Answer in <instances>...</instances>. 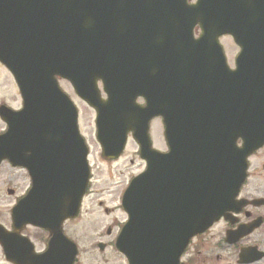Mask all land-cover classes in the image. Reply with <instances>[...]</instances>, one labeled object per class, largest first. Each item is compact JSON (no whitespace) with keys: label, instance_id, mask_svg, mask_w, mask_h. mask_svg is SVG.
Masks as SVG:
<instances>
[{"label":"water","instance_id":"1","mask_svg":"<svg viewBox=\"0 0 264 264\" xmlns=\"http://www.w3.org/2000/svg\"><path fill=\"white\" fill-rule=\"evenodd\" d=\"M226 34L241 47L235 70ZM0 61L23 97L21 110H0L9 124L0 143L11 141L7 154L33 178L14 231L0 225L8 260L72 264L78 253L63 223L80 212L89 148L58 77L96 111L103 157L118 158L131 133L147 162L122 198L129 219L117 247L130 264H180L193 236L240 206L248 157L264 143V0H0ZM156 116L170 152L152 147ZM202 130L208 147L196 141ZM27 224L50 232L43 255L22 236Z\"/></svg>","mask_w":264,"mask_h":264},{"label":"flooded vegetation","instance_id":"2","mask_svg":"<svg viewBox=\"0 0 264 264\" xmlns=\"http://www.w3.org/2000/svg\"><path fill=\"white\" fill-rule=\"evenodd\" d=\"M195 2L196 0H188L190 5ZM200 32V27L196 26L194 28L195 36L198 37ZM235 61L236 56L234 63L230 65L231 68L236 67ZM13 89L15 90L16 87L13 86ZM13 89L12 87L0 88V110L5 106L16 110L22 107L18 88L17 93L20 104L18 106L13 105ZM140 101L143 102L142 100ZM156 119L162 120L161 117ZM7 130L8 123L0 115V135ZM162 140L164 149H159L170 152L172 137L171 139L168 138L165 129H163ZM196 141L206 147L211 144L210 138L205 137L203 130L200 136H197ZM188 143L189 136L184 134L181 139V146L186 154ZM11 148V141L8 143L7 139L5 146L0 143V201L5 203L4 211L0 208V224L8 231L12 230V212L14 207L12 198L16 197L18 201L20 198L25 197L32 184L30 168L15 166L7 154ZM260 180L262 181L260 182ZM262 185H264V144L249 157L248 176L237 197L239 200L238 205H240L238 209L229 212L228 217H220L205 232L192 238L189 246L181 255L182 264H264V187ZM2 216L4 217L2 218ZM77 219H68L64 223V232L70 237L67 225ZM126 221L127 215L122 209L119 207L108 208L106 206L102 214H99V219L96 218L93 230V239L97 248L101 252L106 249L115 251L119 255L117 258L120 264H129L125 256L116 249V240ZM31 228L36 229L35 231L38 235L32 236L29 234L28 231ZM22 233L32 240L36 254L43 255L48 251L50 242L48 231L27 225ZM0 250H2L4 255V264H15L6 259L1 244ZM80 251L79 248V255ZM79 255L72 264L80 263ZM39 263L45 264L46 262L42 260ZM32 264L35 263L32 262Z\"/></svg>","mask_w":264,"mask_h":264},{"label":"rangeland","instance_id":"3","mask_svg":"<svg viewBox=\"0 0 264 264\" xmlns=\"http://www.w3.org/2000/svg\"><path fill=\"white\" fill-rule=\"evenodd\" d=\"M222 44L226 50L230 64H233L239 48L230 37H224ZM13 82L11 74L0 65V88L12 87L13 89ZM60 84L70 94L80 111L79 126L90 147L89 160L93 172L90 194L85 198L81 216L67 225L72 239L78 243L81 250L79 264H120L117 258L119 255L115 251L106 249L104 252H101L97 248L96 242L93 239V230L96 218L99 219V214H102L104 207H119V199L123 188L127 186L133 176L145 169V163L140 159L138 146L131 138L129 139L125 153L120 159L112 162L105 160L101 155V146L96 136L95 110L77 96L69 81L60 79ZM12 92V103L14 106H18L20 99L18 98L17 90L13 89ZM163 129L164 126L161 119H156L152 122L151 137L154 146L160 149H164L162 140ZM262 186L264 187V185ZM12 202L13 204L16 203V197L12 198ZM4 204V201H0L2 211H4ZM35 230L31 228L28 233L32 236L38 235ZM4 260V255L2 250H0V264H4Z\"/></svg>","mask_w":264,"mask_h":264}]
</instances>
